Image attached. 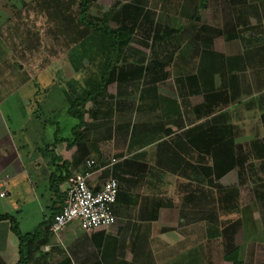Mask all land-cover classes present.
Segmentation results:
<instances>
[{
	"label": "trees",
	"instance_id": "16d2710c",
	"mask_svg": "<svg viewBox=\"0 0 264 264\" xmlns=\"http://www.w3.org/2000/svg\"><path fill=\"white\" fill-rule=\"evenodd\" d=\"M32 1L34 4L37 2L39 13L43 15L39 23L44 21L46 26L51 18H43V12L48 14L49 10L54 9V21L66 7L71 13L72 33H77L71 40V46L66 49V56L68 53L70 55L63 65L64 76L71 81L68 84L69 90H65L67 114L76 119L71 130L72 135H77V138L68 144H74L80 136L77 130L85 126V115L92 120L89 126L109 125L112 103L118 96L126 94L128 97L135 91L136 112L148 114L149 119L144 124L133 122L129 149H137L162 140L160 145L167 147L168 156L157 162L158 168L181 177H186L189 172L200 174L208 186L215 189L210 191L211 194L209 193L205 201L212 203L214 200L217 203L215 206H219L221 211L233 212L239 209L237 188L221 187L217 181L230 170L242 168L244 165L245 156L240 154L236 142L240 131L233 121L232 111L236 108L240 110L242 92H251L250 83H247L244 89L241 87L240 75L247 70L255 73L256 59L263 63L264 47L252 46L242 54L228 55L215 50L214 41L220 37L225 41L242 39L239 31L240 26L245 24L242 19V7L251 5L255 9L256 3L264 7V0L222 1L223 6L226 4L231 7L235 18L225 19L220 26L202 21L201 12L208 7L210 0H190L187 14L189 11L191 13L172 26L156 23L149 16V12L145 10L148 0H118L115 6L94 15H91L89 10L95 0H31L28 4L25 3L24 7ZM8 5L15 6V3L10 1ZM16 13L10 12L8 18L14 17ZM136 29H141V38L145 41L138 43L149 50L151 57L148 60L145 53L137 51L131 44ZM56 47L55 54L58 53ZM168 47L171 48L170 51H167ZM84 58L87 60L86 64L83 62ZM91 67L92 71L88 72ZM171 69L174 71L172 87L176 99L157 92L159 84L170 77ZM73 74L79 75V79L73 78ZM110 84L116 85V95L105 93ZM40 85L45 91L52 86L42 87V83ZM190 97H198V101L191 102ZM128 100L131 104V97ZM87 104L90 108L84 110ZM137 132L144 136L138 137ZM64 140L66 141L53 139L52 143L43 148V153L52 157L47 164V183L55 197L45 220L34 230L22 232L14 216L0 214V222L9 224L10 232L18 241V260L15 264H27V246L39 242V237L44 234H51L49 225L64 202L65 190L62 191L59 187L71 174L67 171L66 163L53 152L55 144ZM251 142L254 151L256 144ZM262 156L257 159L264 160ZM59 161L61 163L57 164ZM112 174L118 178L119 183L124 180L117 176L116 172ZM194 192L189 190L183 197L184 205L188 206L187 214H193L199 203L196 200L199 195ZM120 199L127 200V194L118 184L112 212ZM203 212L205 211L202 210ZM187 214V224L177 232L183 236L182 243L179 244L184 251V264H191L190 253L193 245L204 242L205 238L196 237L200 234L196 224L198 221L196 218H188ZM214 214L213 211H207L200 217L199 221L202 219L201 223L204 224V234L215 230V225L210 223V219L215 217ZM186 226L189 227L185 229ZM210 236L211 234L206 238ZM201 258V253L198 258L194 256V260L198 259L200 264H204ZM223 259L231 264H242L237 246H231L223 255Z\"/></svg>",
	"mask_w": 264,
	"mask_h": 264
},
{
	"label": "crops",
	"instance_id": "0c3cea01",
	"mask_svg": "<svg viewBox=\"0 0 264 264\" xmlns=\"http://www.w3.org/2000/svg\"><path fill=\"white\" fill-rule=\"evenodd\" d=\"M10 1L14 2L15 6H9ZM30 1L0 0V178L6 181L4 197L9 196L10 191L18 195L23 188L21 180L25 181L35 194L30 196L34 197L30 199L31 202L23 204L27 206L36 201L38 212L42 214L35 221L36 227L43 222L50 212L51 203L55 200L48 186H45L49 173L47 164L52 157L43 153V148L52 143L53 139H66L68 142H57L53 152L66 163L68 173L84 172L86 161L92 160L95 166L87 179L90 189L98 190L108 178L117 180L114 174L111 175L116 172L117 176L125 180L120 183L117 181L119 186H122V191L127 194V200L120 199L114 206L116 223L110 226L111 228L85 232L73 222L57 235L47 233L40 236L39 242L27 246V264H184V251L179 244L182 243L183 236L180 233L153 234L142 233L140 230L148 226L153 230L160 220L165 225L180 227L184 225L185 215L183 190H178L176 185V179L181 176L158 168L157 162L168 156L167 147L160 145L162 140L137 149H129L133 122L144 124L149 119L148 114L136 112L135 91L128 97L126 94L118 96L112 103L109 125L89 126L90 121L85 115V126L77 130L80 136L74 144H68L77 138V135H72L73 126L66 136H60L57 124L52 138L50 136L46 139L44 123L41 122L39 114L44 109L43 113L50 115L62 110L69 115L65 97V79L68 78L64 76L61 87L54 82V76H48L46 70L41 72L40 67L42 65L44 70L56 61H62L59 57L66 54V48L56 49L58 53L55 54L54 47L50 49V56L47 57L50 60L41 59V46L34 38L39 30L37 17H40V10L34 1L24 7L25 3ZM13 11L17 13L9 19V13ZM23 18H26L27 24L22 21ZM18 34L22 35V41H17ZM260 46L264 47V39L256 45ZM248 48H245V51ZM256 60L254 74L247 70L240 75L241 87L250 83L251 92H242L239 138L246 139L247 148L254 152L255 157H264V60L262 64L258 58ZM261 65L263 66L260 67ZM34 83H42V87L52 86L45 91L37 89L38 86ZM157 92L176 99L175 92L169 95L158 88ZM89 106L87 104L84 110H88ZM55 123H58L57 120ZM172 128L175 129L174 126ZM137 134L138 137L144 136L139 132ZM251 141L256 144L254 151ZM244 156L247 157L246 154ZM112 159L115 162L110 164ZM60 163L61 161L57 162ZM164 179L170 180L171 185L161 187ZM66 187L67 182L59 188L64 191ZM38 191L46 197L43 202L37 198ZM178 208L179 213H175ZM132 225L138 228L136 232L130 231L133 234H128L120 228ZM192 239L194 240L193 237ZM230 247L231 245L228 250ZM199 253L200 246L197 242L190 253L191 264H200V260H194V256L198 258ZM17 260L18 241L10 232L9 224L0 222V264H15ZM241 261L244 264L243 260Z\"/></svg>",
	"mask_w": 264,
	"mask_h": 264
},
{
	"label": "rangeland",
	"instance_id": "374dc122",
	"mask_svg": "<svg viewBox=\"0 0 264 264\" xmlns=\"http://www.w3.org/2000/svg\"><path fill=\"white\" fill-rule=\"evenodd\" d=\"M222 1L225 0L209 1L208 7L201 12L202 21L204 23L214 26H220L222 21H224L225 19L231 20L232 18H235V14L232 13L231 7H228L226 4L223 6L224 2ZM117 2L118 0H95L94 3L90 6L89 13L91 15H94L95 13L101 14L102 11L107 10L110 6H115ZM189 4L190 0H148L145 4V10L146 12H149V16L153 18L156 23L160 22L163 25L167 24L172 26V24L180 23L186 15H189L191 13L189 11V13L187 14V8ZM254 6L255 9L252 8L251 5L242 7V19L245 20V24L241 25L239 30L242 39L225 41L221 37L216 38L214 41L215 50L228 55L239 54L245 51V48L256 46L261 42L262 39H264V7H261V4L258 5L257 3L254 4ZM53 11L55 12L54 9L51 11L49 10L48 14L43 12V18H51V20H48L49 22L47 26L44 21L39 23V21L41 20V16H43L42 14H40V17H37V20H39L37 23V27H39V30L38 34L34 35V38L38 40V44L39 46H41L39 54L41 59L43 60H50L49 58H47L50 56V49L56 46H58L56 48L67 49L71 46V40L77 36V33L75 31H73L72 33L70 17L71 13H69V10H66V7H64L61 10L62 14L60 12V15H58L54 21L52 20V17L55 16L52 14ZM22 21L25 24L28 23L24 18L22 19ZM138 30H140L139 33ZM135 31L136 32L133 38L134 40L131 44L137 51L145 53L148 60L151 57L149 50L138 43L139 41L141 42V40L143 42L145 41L141 38V29H136ZM16 38L17 41H22L21 34H18ZM49 44H52L53 46ZM170 50L171 48L168 47L167 51ZM64 52L65 50L62 51V53ZM66 55L67 54H64L63 56L59 57L62 61H59L58 63H56V61L55 64L46 67V69L44 70V67H42V65L40 67L41 72H44L46 70L48 76H54V82L60 84L61 87L63 86L62 84L64 82L65 75V67H63L65 63L64 60L69 58L70 53H68V56ZM60 62L61 64H59ZM83 62L85 64L87 63L86 58L83 59ZM92 69L93 67H91L88 72L92 71ZM73 76V78L79 79V75L73 74ZM173 76L174 71L171 69V75L168 80L160 83L158 86V89L161 92L169 95L174 94V90L172 87ZM65 80H67L65 86H67L66 88H68L69 90L68 84L71 81L69 80V82L68 79ZM36 84L38 86L37 89L40 90L41 85L39 83ZM105 93L116 95V85L110 84L108 87H106ZM189 99L191 100V102L198 101V97H190ZM41 112L42 113L39 114V117L41 119V122L44 123L47 135L46 139L48 137L50 138V136L52 138V132L55 129V125L58 124L59 126L58 134L60 136H66L69 133L71 127L76 123V119L73 117L71 118L69 115H66L63 110L58 112L57 114L52 115L43 113L44 109H42ZM232 113L233 121L237 125V128L240 130V123L242 120L240 110L236 108V110H233ZM86 117L88 116L86 115ZM56 120L58 123H55ZM88 121H90L89 118ZM90 122H92V120ZM240 139L241 138H237L236 140L239 146L238 148L240 149V154L247 155V157H244L245 162L243 167L230 170L217 181V183L221 187L237 188L239 209H237L236 211H221L220 209H218L219 206H215V204L217 203L214 202V200L212 203L205 201V198L209 196V193L211 194L210 191H214L215 189L213 187L211 189V187L208 186V184L200 174H193V172H189L186 177H178L176 179L177 189L179 190L180 188H182V190L184 191L183 197L185 196V192H189V190H194V193L196 195L198 193L199 195V197L197 196L196 198L197 202L199 203H197L196 209H194V213L187 214L188 211L186 208L188 206L186 205H184L183 212L184 215L187 214L188 218H196V220L198 221L196 224L200 234L196 237L205 238V241L199 244L200 253L202 256L201 261L204 264H231L223 259V253L228 251L229 245L238 246L239 256L240 259L243 260L244 264H264V160H260L259 158L257 159V157H255L254 155V152L249 151V149L247 148L248 145L245 142L246 139ZM164 180L165 181L164 183H162L161 187L164 188V186L166 187V185H171L170 180ZM21 185H23V188L18 195L10 191L9 196L0 198V214L5 212L9 215L11 214L12 216H14L17 220H19V229L22 232H25L34 230L36 228L35 221L42 214L38 212V205L36 201L34 203L32 202V204H26L27 206L23 204V202H31L30 199L34 197L30 196L35 193L33 192L32 188H29L28 184L25 181L21 180ZM45 186H48L47 182L45 183ZM121 187L122 186L120 185V188ZM38 193L39 194L37 195V198L42 200L43 202V199L46 197L40 195V191H38ZM202 195H204L205 197ZM179 210L180 209L178 208L175 213H179ZM202 210L205 212L213 211L215 213V217L210 219V223L215 225L213 226V229L215 230L213 232H210L211 236L209 238H206V236L210 234H204L205 229L204 224L201 223L202 219L199 221L200 217H202L203 213H205H202ZM185 218L186 216L184 217L183 222L184 224H187ZM183 226L180 227L182 228ZM180 227L179 225H165L163 224V221L160 220L158 225L153 227V230L149 226L139 229L142 233L144 232L153 234L176 235L177 233L179 234L177 230ZM187 227L189 226H186L185 229ZM120 228H122L124 232H127L128 234L138 231V228L133 225L130 227L122 226ZM186 232L188 233V231Z\"/></svg>",
	"mask_w": 264,
	"mask_h": 264
},
{
	"label": "built area",
	"instance_id": "2783aa9c",
	"mask_svg": "<svg viewBox=\"0 0 264 264\" xmlns=\"http://www.w3.org/2000/svg\"><path fill=\"white\" fill-rule=\"evenodd\" d=\"M115 162L111 160L112 164ZM86 170L82 173H72L67 179L64 202L58 213L53 216L49 232L57 235L67 225L76 222L85 232L99 228H108L115 222L112 206L118 193V181L115 178L106 179L96 191L90 189L87 179L94 166L92 160L85 163ZM6 181L0 178V198L6 195Z\"/></svg>",
	"mask_w": 264,
	"mask_h": 264
},
{
	"label": "water",
	"instance_id": "95a60500",
	"mask_svg": "<svg viewBox=\"0 0 264 264\" xmlns=\"http://www.w3.org/2000/svg\"><path fill=\"white\" fill-rule=\"evenodd\" d=\"M85 61V60H84Z\"/></svg>",
	"mask_w": 264,
	"mask_h": 264
}]
</instances>
